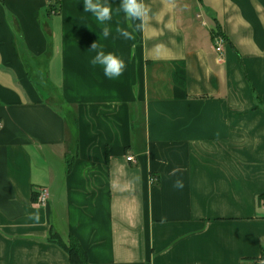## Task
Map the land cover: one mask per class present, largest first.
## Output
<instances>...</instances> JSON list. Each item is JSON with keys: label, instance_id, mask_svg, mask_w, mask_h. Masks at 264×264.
Listing matches in <instances>:
<instances>
[{"label": "crops", "instance_id": "1", "mask_svg": "<svg viewBox=\"0 0 264 264\" xmlns=\"http://www.w3.org/2000/svg\"><path fill=\"white\" fill-rule=\"evenodd\" d=\"M108 2L99 39L83 0H0V264H256L264 0H143L142 27Z\"/></svg>", "mask_w": 264, "mask_h": 264}, {"label": "clouds", "instance_id": "2", "mask_svg": "<svg viewBox=\"0 0 264 264\" xmlns=\"http://www.w3.org/2000/svg\"><path fill=\"white\" fill-rule=\"evenodd\" d=\"M83 6L84 12L91 13L99 26V39H107L112 33L110 22L114 13L108 0H83ZM115 11H122L128 19L133 21L140 20L142 27L149 9L143 0H120V7ZM115 31L126 40L134 38L130 31L119 25H117ZM91 51L94 55L90 59V64L93 67L100 66L103 69L104 76L108 79L118 78L125 71L126 63L124 59L116 52L106 51L102 43L94 42L91 45ZM174 187L182 189L184 187L183 182L177 180Z\"/></svg>", "mask_w": 264, "mask_h": 264}, {"label": "trees", "instance_id": "3", "mask_svg": "<svg viewBox=\"0 0 264 264\" xmlns=\"http://www.w3.org/2000/svg\"><path fill=\"white\" fill-rule=\"evenodd\" d=\"M58 242H60V244L67 250L73 262L86 263V253L82 249L81 245L76 242V240L72 238L70 243L67 244L61 241ZM256 264H264V250H262L261 256L256 259Z\"/></svg>", "mask_w": 264, "mask_h": 264}, {"label": "built area", "instance_id": "4", "mask_svg": "<svg viewBox=\"0 0 264 264\" xmlns=\"http://www.w3.org/2000/svg\"><path fill=\"white\" fill-rule=\"evenodd\" d=\"M225 43V39L223 36H218L216 38V50L219 52L220 56H222V46ZM129 161H133L134 157L133 156H129L128 157ZM49 199V191L47 188L42 187L39 189L38 191V195H37V203L41 206H44L47 204Z\"/></svg>", "mask_w": 264, "mask_h": 264}]
</instances>
